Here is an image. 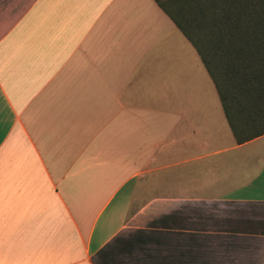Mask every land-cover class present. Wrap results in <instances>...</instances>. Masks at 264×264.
Segmentation results:
<instances>
[{"label": "crops", "instance_id": "crops-1", "mask_svg": "<svg viewBox=\"0 0 264 264\" xmlns=\"http://www.w3.org/2000/svg\"><path fill=\"white\" fill-rule=\"evenodd\" d=\"M207 1L0 0V264H264V133L170 18Z\"/></svg>", "mask_w": 264, "mask_h": 264}, {"label": "trees", "instance_id": "trees-1", "mask_svg": "<svg viewBox=\"0 0 264 264\" xmlns=\"http://www.w3.org/2000/svg\"><path fill=\"white\" fill-rule=\"evenodd\" d=\"M186 7L208 11L170 18L212 78L232 132L240 137L234 114L243 109L252 134L264 133V0L190 2ZM211 53L218 58V78L207 62Z\"/></svg>", "mask_w": 264, "mask_h": 264}, {"label": "rangeland", "instance_id": "rangeland-1", "mask_svg": "<svg viewBox=\"0 0 264 264\" xmlns=\"http://www.w3.org/2000/svg\"><path fill=\"white\" fill-rule=\"evenodd\" d=\"M216 50V49H215ZM214 51V50H213ZM212 52V51H211ZM218 54H220L219 52H218ZM213 55V53H211L210 54V57H209V59H208V64H210V66H211V69H212V72H214V75L216 76V78H218V74L215 72V69H217L218 68V58H216V55H214V56H212ZM222 55V54H221ZM222 58V57H221ZM211 59V60H210ZM221 70H222V65H221ZM222 74V73H221ZM219 80V79H218Z\"/></svg>", "mask_w": 264, "mask_h": 264}]
</instances>
